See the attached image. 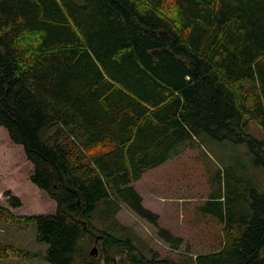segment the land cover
<instances>
[{
    "label": "trees",
    "instance_id": "obj_1",
    "mask_svg": "<svg viewBox=\"0 0 264 264\" xmlns=\"http://www.w3.org/2000/svg\"><path fill=\"white\" fill-rule=\"evenodd\" d=\"M248 119L264 132V0H0V128L57 203L54 213L0 214L35 223L51 264H100L95 242L106 264H264V193L250 188L245 207L237 183L203 209L222 223L217 250L147 257L116 223L94 222L104 204L114 221L122 200L158 225L133 182L203 135L246 144L264 168ZM158 234L181 248L182 237ZM37 255L0 244V257Z\"/></svg>",
    "mask_w": 264,
    "mask_h": 264
},
{
    "label": "rangeland",
    "instance_id": "obj_2",
    "mask_svg": "<svg viewBox=\"0 0 264 264\" xmlns=\"http://www.w3.org/2000/svg\"><path fill=\"white\" fill-rule=\"evenodd\" d=\"M57 128L53 127L51 132ZM63 128V136L69 134V127ZM248 131L264 139L261 126L252 119H248ZM201 139V145L180 149L177 155L149 169L141 179L133 182L143 196V205L158 214V225L139 216L122 200L114 221L104 215V204L94 215L95 224L107 227L111 222L116 223L113 231L123 237L130 236L147 257L177 260L187 248L193 255L219 249L223 226L210 210H203L207 201L213 194L225 196L228 189L232 190L231 184L237 183L246 197L244 205L248 207L250 188L264 193V168L255 163L246 144L219 141L207 135ZM33 169L22 145L14 143L7 130L1 127L0 205L8 207L13 215L56 211V201L31 181ZM7 192L17 195L21 206L13 207ZM160 227L183 238L179 250L159 236ZM0 244H11L38 254L32 258L0 257V264H51L45 258L49 245L37 239L35 223L21 225L0 214ZM89 249L100 259V264H106L100 244L92 243ZM118 258L116 264H120Z\"/></svg>",
    "mask_w": 264,
    "mask_h": 264
},
{
    "label": "water",
    "instance_id": "obj_3",
    "mask_svg": "<svg viewBox=\"0 0 264 264\" xmlns=\"http://www.w3.org/2000/svg\"><path fill=\"white\" fill-rule=\"evenodd\" d=\"M91 252H93V250Z\"/></svg>",
    "mask_w": 264,
    "mask_h": 264
},
{
    "label": "crops",
    "instance_id": "obj_4",
    "mask_svg": "<svg viewBox=\"0 0 264 264\" xmlns=\"http://www.w3.org/2000/svg\"><path fill=\"white\" fill-rule=\"evenodd\" d=\"M145 173H146V172H145ZM145 173H144V174H145Z\"/></svg>",
    "mask_w": 264,
    "mask_h": 264
}]
</instances>
